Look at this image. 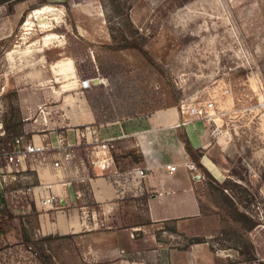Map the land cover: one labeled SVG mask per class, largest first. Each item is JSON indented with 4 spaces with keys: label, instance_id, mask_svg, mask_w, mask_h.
<instances>
[{
    "label": "rangeland",
    "instance_id": "1",
    "mask_svg": "<svg viewBox=\"0 0 264 264\" xmlns=\"http://www.w3.org/2000/svg\"><path fill=\"white\" fill-rule=\"evenodd\" d=\"M43 1L16 4L19 9L29 5L27 10L47 7L42 13L30 9L24 18L25 12L0 16V119L5 123L12 116L11 107L19 108L14 96L19 89L31 93L13 74L6 76L4 52L43 41L61 51L48 52L49 61L71 64L76 74L94 76L92 85L103 84L105 94L114 96L113 101L105 99V105L120 116L159 110L180 114L182 105L212 100L215 121L194 119L206 126L203 138L209 141L208 157L216 164L211 173L220 182L235 184L240 209L263 224L245 233L224 217L209 193L212 180L205 176L196 187L201 220L184 221L182 232L173 223L160 228L136 212L135 221L144 222L159 245L148 247L145 241L148 248L142 257L163 260L167 249L185 251L197 231L215 253L237 262L247 258L245 246L251 241L255 257L264 264V0H120L136 29L137 43L157 66L135 48H119L129 30L111 0ZM12 142L0 143V148ZM4 173H0V230L5 231L0 237V264H96L82 260L79 238L44 234L30 217L32 203L21 196L37 186L30 170L14 166ZM134 205L142 208L144 203Z\"/></svg>",
    "mask_w": 264,
    "mask_h": 264
},
{
    "label": "crops",
    "instance_id": "2",
    "mask_svg": "<svg viewBox=\"0 0 264 264\" xmlns=\"http://www.w3.org/2000/svg\"><path fill=\"white\" fill-rule=\"evenodd\" d=\"M27 8V4L20 9L16 5L15 13H24ZM42 43L4 52L6 76L13 74L18 85L31 89V93L18 90L23 135L30 134L29 142L45 148L28 155L16 167L18 171L30 170L35 177L37 195L30 193L41 212L39 228L44 234L79 238L84 261L149 264L131 258L142 255L148 247L159 246L147 233L148 226L135 221L136 212L160 228L173 223L180 232L184 221L201 220L196 187L206 175L186 152L180 135H186L195 149L204 152L201 163L212 172L216 164L208 157L210 143L203 138L206 126L193 120L178 127L182 118L176 110L97 124L83 89L76 86L74 67L49 61L48 52L61 51ZM116 142H125L127 149L136 148L143 162L119 160V155L115 158L111 149ZM79 147L88 153L89 164ZM68 154L73 157L65 160ZM189 162H194L198 170H190L186 166ZM168 165H175L177 170L170 173ZM139 169L145 171L144 177L136 173ZM50 193L56 202L43 206L41 197ZM143 196L146 199H141ZM136 201L144 203L143 207L134 205ZM200 236L196 231L195 237ZM145 241L150 246H144ZM206 242L191 244L185 251L167 249L165 264H250L215 253Z\"/></svg>",
    "mask_w": 264,
    "mask_h": 264
},
{
    "label": "trees",
    "instance_id": "3",
    "mask_svg": "<svg viewBox=\"0 0 264 264\" xmlns=\"http://www.w3.org/2000/svg\"><path fill=\"white\" fill-rule=\"evenodd\" d=\"M22 0H0V16L1 17H9L15 14V6L16 4H18L19 2H21ZM44 4H47L48 1L44 0L43 1ZM111 4L113 6V10L115 12V14L117 15L118 18L121 19L123 25L126 26L127 30H129V38H127L125 36V44L121 45L122 47L119 48H135L137 50H139V52L145 56L148 61L153 65V66H157L153 60L148 56L147 51H145L143 49V47L140 46V44L137 43V38L135 36L136 33V29H134V26L130 20L129 15L125 12V10L121 7L120 4V0H111ZM30 9H34V7L30 8ZM28 9L27 11H25L24 15L22 18H24L25 14L30 10ZM135 31V32H134ZM79 79L81 80H86V79H93L94 76L92 77H85L84 76V72L83 71H78L77 73ZM84 78V79H83ZM83 92L85 94V97L88 101V103L90 104L91 108L93 109V112L95 113L96 116V122L97 124H107L110 122H115V121H121L124 119H128V118H133V117H138L141 116L139 113H132L130 115L127 116H120L118 113H114L113 110H110V107H107L104 103L105 99H112L114 96L112 93H106L105 94V87L103 86V84L100 85H92L89 88L83 89ZM15 99L17 98V95L14 94ZM11 99V97H10ZM114 99H112L113 101ZM12 101V100H10ZM12 113H11V112ZM10 114H12L11 118L9 117L7 121H5L4 125L7 131V135L3 138L0 139V143L6 142L7 140H15L16 138L23 136V145H26L29 142V139L31 137L30 134L27 135H23V131H22V117L19 111V108H14L11 107V109L9 110ZM110 112V113H109ZM180 139L182 140V142L185 145V149L186 152L188 153V155L192 158V160L197 164V166L203 170V172L205 173V175L211 179L212 181H210L209 183V193L210 196L212 197V201L219 207L223 209V216L226 217L227 219L232 220L234 223H237L239 225V228L244 231L245 233H251L252 231H254L256 228H258L260 225H262L263 223L259 222L257 219H255L252 215H250V213H248L247 210H241L239 203H238V195L236 190L234 189V185L235 184H230V183H225V182H220L218 179H216L211 172L205 167L203 166V164L201 163V157H202V153L199 149H195L192 145L190 140L188 139V137L186 135H180ZM81 150L80 154L83 156V158L87 161V163H90V160L88 159V153L83 149V147H79ZM77 148V151H80V149ZM112 152L113 155H115V158H129L131 163H141L143 162V156L141 154H138L137 149L136 148H130L127 149L126 143L125 142H116L115 144L113 143V147H112ZM117 150H121L122 153H118ZM76 151V150H75ZM74 152V150H73ZM201 153V155H200ZM230 191L231 195L229 193H227L226 191ZM233 193V195H232ZM24 200H26V198H29V200L31 201L32 204H29L30 207L32 206V213H31V218L33 219V221L35 222V224L39 225V215H40V211L39 208L37 207L33 197H32V193H23V195H21ZM146 196H143L141 199H146ZM25 206V205H23ZM34 227L33 223H31V229ZM5 233L4 230H0V237ZM52 236V235H50ZM55 238H58L60 236L55 235L53 236ZM53 237H49V238H53ZM205 242V239H203L202 237H194L193 240L191 241L190 244H194V243H203ZM245 248L247 249V258L244 260V262L246 263H258V264H263L261 261L258 260L257 257H255L254 255V250H255V246L253 245V243H251V241L247 242ZM135 256V257H134ZM133 257H131L132 259L141 261V260H145L146 262H149V264H165V259L160 260L158 258H154V259H149L150 261H148L147 259H145V257L142 255L138 256V255H134Z\"/></svg>",
    "mask_w": 264,
    "mask_h": 264
},
{
    "label": "built area",
    "instance_id": "4",
    "mask_svg": "<svg viewBox=\"0 0 264 264\" xmlns=\"http://www.w3.org/2000/svg\"><path fill=\"white\" fill-rule=\"evenodd\" d=\"M92 86L91 80H81L80 81V87L82 89H86ZM215 108V103L210 100L204 104H191V105H182L180 114L182 116V121L177 126H183L194 119L199 120H206V121H215L213 110ZM40 112H43L42 108H40ZM7 135V131L4 125V122L0 119V139L5 137ZM23 142V136H20L16 138L10 147H2L0 148V173H4L5 171H9L13 166L17 167L20 165L21 162H24L28 155H34L36 153L43 152L45 148L43 146H36L33 142H28L26 145L22 144ZM73 157L72 154H68L65 158V160H70V158ZM96 164V163H95ZM56 167L60 166L59 162L55 163ZM186 166L190 170H198L197 166L194 162H189L186 164ZM104 167V166H103ZM170 173H174L177 170V167L175 165H168L167 166ZM136 173L140 177L145 176V171L143 169H139L136 171ZM130 174H133L131 172ZM5 175V173H4ZM4 182L7 179L8 176H3ZM13 178V177H12ZM36 188H29L26 192H32L34 197L37 195ZM23 192L24 194L26 193ZM56 202V197L54 194H48L44 197H41V204L43 206L53 205Z\"/></svg>",
    "mask_w": 264,
    "mask_h": 264
},
{
    "label": "bare ground",
    "instance_id": "5",
    "mask_svg": "<svg viewBox=\"0 0 264 264\" xmlns=\"http://www.w3.org/2000/svg\"><path fill=\"white\" fill-rule=\"evenodd\" d=\"M45 6V5H44ZM47 7L43 8V9H39V10H35L33 14H38V13H42L44 9H46ZM36 16V15H35ZM29 23H27L28 25ZM41 24V23H40Z\"/></svg>",
    "mask_w": 264,
    "mask_h": 264
}]
</instances>
